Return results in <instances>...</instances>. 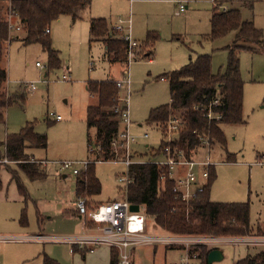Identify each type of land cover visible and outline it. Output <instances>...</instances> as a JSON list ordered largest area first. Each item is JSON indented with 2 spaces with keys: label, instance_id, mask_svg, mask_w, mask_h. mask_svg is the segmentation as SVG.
Instances as JSON below:
<instances>
[{
  "label": "rangeland",
  "instance_id": "rangeland-1",
  "mask_svg": "<svg viewBox=\"0 0 264 264\" xmlns=\"http://www.w3.org/2000/svg\"><path fill=\"white\" fill-rule=\"evenodd\" d=\"M175 1L187 2L185 13H176L179 5ZM224 9H239L245 21L254 23L264 33V0H92L90 13L77 20L64 15L50 26L52 48L61 60L59 67L50 66L49 54L43 44H26L22 35L16 40L11 34L14 40L5 46L2 59L9 80L5 92L9 96L17 91L26 92V100L7 110L6 124H0V141L8 134L20 133L31 122L36 132L48 138L46 150H33L37 159L78 163L92 159L90 150H96L95 130H91L89 143L85 111L90 103H96V99L87 93V84L108 80V77L122 80L123 66L126 67V63L110 67L104 57L103 43L91 41L90 19L94 17L106 18L111 27L123 20L126 28L130 26L132 38L139 43L135 50L136 61L129 66L132 81L128 102L132 121L129 132L137 142L131 144L130 151L145 154L147 145L159 148L163 133L147 123L150 109L170 103L169 84L162 82L159 76L180 70L200 54L212 56L215 73L224 71L229 58L227 46L232 43L233 34L214 41L207 37L214 12ZM7 18L5 9L0 7V19L5 21ZM149 34L157 35L152 61L143 59L151 49V45L144 42ZM38 62L43 69L36 66ZM68 70L69 81H62ZM240 70L245 83L243 120L246 123L224 125L226 146L213 145L211 159L215 163V180L211 198L221 203H250L251 224L257 228L264 222V164H256L264 158V53L242 50ZM32 83L36 85V91L29 89ZM120 92L121 96L127 97V90ZM58 116L61 121L55 120ZM146 133L150 135L149 139L144 138ZM206 154L207 150L203 151L200 158ZM134 159L144 161L139 156ZM5 166H11L19 173L16 163L0 156V169ZM43 167L48 168L47 179L32 181L21 174L26 195L19 192L17 183L11 182L9 173L4 172L0 192V264H43L45 254L62 264L73 263L68 241L79 236L83 227L80 216L74 214L78 175L65 171L64 176H57L55 166ZM78 168L81 172L85 170L83 165ZM125 171L126 167L120 162L97 163L96 173L103 190L95 201H88L89 206L117 198L119 189H123L117 178ZM88 225L92 227L90 223ZM158 230L148 220L146 233L150 237L169 236ZM257 239L260 238L219 246L224 258L213 264H237L248 253L255 255L264 249V245H260L264 242ZM200 243L169 245L153 241L137 247L135 264H184L186 250ZM165 246L183 250L167 251ZM191 264L200 262L193 260Z\"/></svg>",
  "mask_w": 264,
  "mask_h": 264
},
{
  "label": "trees",
  "instance_id": "trees-1",
  "mask_svg": "<svg viewBox=\"0 0 264 264\" xmlns=\"http://www.w3.org/2000/svg\"><path fill=\"white\" fill-rule=\"evenodd\" d=\"M91 0H0V7L6 14L12 16L14 23L21 28L19 40L28 43H41L49 54L50 66L59 67L61 60L58 52L52 48L50 26L64 15H70L74 20L91 9ZM7 18V19H8ZM7 19H0V110H6L13 104H24L26 92L17 91L9 96L5 92L8 82L7 70L2 65L5 46L13 38L10 36ZM112 28V27H111ZM105 18L90 19V34L92 42H101L105 46V59L109 62L126 63L128 61V42L120 33H112ZM236 33L233 46H228L229 58L224 71L214 73L212 56L198 55L195 61L185 65L180 70L166 73L169 82L171 101L168 104L152 108L149 111L147 123L164 124L169 116L176 112L185 122L179 138L173 147L183 151L189 157L200 146L202 139H209L211 146L220 143L226 146V138L221 131V124H243L244 81L240 70L238 51L247 46L238 43H250L264 46V33L255 27L254 23L245 21L240 10L214 12L211 19V32L208 38L212 41ZM157 35L149 34L147 45L154 48ZM151 55V52H150ZM87 90L96 99V103L88 107L86 125L89 143L91 130L94 129L95 144L98 152L93 163L76 178V193L79 198L87 201L97 197L102 192V183L96 173V164L102 160L109 162L120 158L122 141H119L120 118L115 111L122 108L120 91L114 80L89 81ZM219 99L220 104L214 106L213 112L221 118L208 120L207 107ZM196 106L200 109H196ZM2 115L0 114V118ZM116 142L117 146H113ZM6 158L15 162L30 180H42L48 174L41 162H31L27 148L43 149L48 147V138L36 132L34 123H27L20 133L8 135L6 139ZM164 144L161 143L160 153ZM8 169V168H7ZM9 170V169H8ZM133 183L128 187L127 199L145 213L148 220L162 233L174 237L191 238L202 243L188 250L190 259L197 256L200 264H208V255L218 246L233 240H246L253 237L264 238V222L256 229L251 224L250 203H221L211 199V189L215 180L212 170L209 182L195 199L183 201L174 192V182L168 177L161 181L167 172L155 164H134L129 169ZM1 173V172H0ZM12 181L18 185L19 192L25 195V188L18 173L10 171ZM3 187L0 174V191ZM212 244V245H210ZM210 245V246H209ZM170 249H183L167 246ZM43 264H60L47 254ZM110 264H119L118 251L113 249ZM237 264H264V249L254 256L237 262Z\"/></svg>",
  "mask_w": 264,
  "mask_h": 264
},
{
  "label": "built area",
  "instance_id": "built-area-1",
  "mask_svg": "<svg viewBox=\"0 0 264 264\" xmlns=\"http://www.w3.org/2000/svg\"><path fill=\"white\" fill-rule=\"evenodd\" d=\"M179 5V11L185 12L187 9L186 1H177ZM7 23L9 25L10 36L16 39L21 28L14 23L12 16H9ZM125 22L119 20L112 27V33H121L123 38L128 42V61L126 62V68L123 70L124 78L122 80H114L119 90H127V97L120 95V102L123 105L122 108L118 107L115 111L118 113L122 130L119 133V141H122V149L125 152V158L123 164L126 167V172L118 177V183L123 185V196L121 199L109 201L106 203L98 204L95 207H91L88 201L84 198L77 199L75 205L83 221V233L79 236H75L68 242L71 245H77L81 248L86 246H101L107 245L112 249L118 251L119 264H132V252L135 248L149 244L153 241H162L169 245L190 244L193 241L203 242V240L197 241L191 238H182L174 236H156L150 237L146 231L148 230V219L145 213L138 209L137 212L131 210L133 205L127 199L128 187L133 183V177L130 174V167L134 164H155L160 169H165L167 174L163 175L161 181L165 182L166 177L174 182V192L182 198L183 201H190L195 199L197 195L204 190V187L209 182L211 172L215 167V163L211 159L212 146L209 139H202V142L198 148H196L189 157H187L183 151L174 148L172 145L179 138L181 131L184 128L185 122L183 117L174 112L169 116V119L164 124H157L159 130L163 133V139L161 143L164 144L160 153L158 149H153L148 155V158L142 160H135L130 154L129 144L133 142V138L130 137L129 127L131 125V117L129 111V98L131 88V75L129 66L135 60V50L139 47L137 40L132 38L131 28L124 26ZM50 30H47L49 33ZM111 33V35H112ZM109 64V62H107ZM94 63L91 64L93 66ZM110 65V64H109ZM38 68L43 69L41 63H37ZM70 71H66L62 77V81H69ZM167 78H162L165 80ZM31 91L37 89L34 83L29 85ZM220 104V100L217 99L207 107L208 120L220 119L221 117L213 112V107ZM196 109L200 107L196 106ZM56 121H61L60 116L55 117ZM148 138V134L145 135ZM113 146H117L114 142ZM207 150V154L200 158L203 151ZM92 159L78 163L75 161H57L51 162L57 169L59 175L64 174L65 171H71L75 175H80L81 171L78 166L83 165L85 169L89 164L93 163L96 159V153L98 149L90 150ZM118 159H114L117 161ZM113 161V160H112ZM104 162L102 160L98 161ZM48 165V163H43ZM91 224L92 227H90ZM262 239V238H260ZM242 240H233L234 243ZM187 249V259L182 262L184 264H191V261L197 260V256L190 259ZM93 249L91 250V252Z\"/></svg>",
  "mask_w": 264,
  "mask_h": 264
},
{
  "label": "crops",
  "instance_id": "crops-1",
  "mask_svg": "<svg viewBox=\"0 0 264 264\" xmlns=\"http://www.w3.org/2000/svg\"><path fill=\"white\" fill-rule=\"evenodd\" d=\"M91 2H92V0H91ZM175 4H177V1H175ZM186 4H187V2H186ZM178 5V4H177ZM91 7H92V5H91ZM229 10H239V9H229ZM229 10H227V9H224V10H222V11H218V12H224V11H229ZM90 11H91V9H90ZM90 11L88 12V13H90ZM186 12V11H185ZM185 12H180L179 11V8H178V11L176 12L177 14H183V13H185ZM92 18H94V17H92ZM106 19V18H105ZM8 20V19H7ZM107 20V19H106ZM108 22V21H107ZM109 25V24H108ZM109 28H111V26L109 25ZM233 34V40H232V43L231 44H229L228 46H233L234 45V41H235V37H236V33H232ZM20 35V34H19ZM145 42V41H144ZM95 43H99V42H95ZM101 43V42H100ZM239 45H243V46H247V48H249V49H245V50H251V51H254L255 53H264V46H257V45H255V44H250V43H244V42H241V43H238ZM227 46V47H228ZM154 48H155V46H154ZM154 48L151 50L150 49V52H151V55H150V52L148 53V54H146V56L145 57H143V59L145 58H149L150 59V61H152V59H153V55H154ZM241 52L242 51H238V55H239V58H240V54H241ZM200 55H203V54H200ZM104 56H105V53H104ZM152 57V58H151ZM106 60V63L107 62H109V60L108 59H105ZM142 60V59H141ZM109 64H110V67L111 66H113L114 64L113 63H111V62H109ZM115 64H117V63H115ZM126 67H125V65L123 66V70L125 69ZM91 70H93L94 69V67H92V68H90ZM121 69H122V67H121ZM123 70H122V74H123ZM214 71V70H213ZM170 73V72H169ZM215 73V72H214ZM166 74V73H165ZM164 75V74H163ZM163 75H161V76H163ZM161 76H159V78L161 77ZM162 78H166V77H162ZM162 78H160V80L162 79ZM109 79H112V77H108V80ZM113 80H115V79H113ZM98 81H103V80H98ZM116 81V80H115ZM162 82H166V83H168L169 84V82H168V80L167 79H165V80H161ZM9 85V80H8V82L6 83V85ZM131 86H132V81H131ZM244 86H245V83H244ZM37 90V89H36ZM35 90V91H36ZM86 90H87V87H86ZM119 91H121V90H119ZM132 90H131V88H130V94L132 93L131 92ZM87 93H88V90H87ZM89 94V93H88ZM90 95V94H89ZM120 95H121V92H120ZM91 96V95H90ZM171 96V95H170ZM92 98H94L93 96H91ZM92 100V99H91ZM170 101H171V99H170ZM94 104V103H93ZM168 104V103H167ZM90 105H92V103H90L88 106H87V108H86V111H85V124H86V113H87V109H88V107L90 106ZM165 105V104H164ZM161 106V105H160ZM159 107V106H158ZM243 107H244V101H243ZM9 109V108H8ZM8 109H6V110H0V114L2 115V117L0 118V124H6V115H7V110ZM151 110V109H150ZM149 114V113H148ZM244 123H246V122H244ZM131 124H132V121H131ZM149 125H152V126H155L156 128H157V130H159V128H158V126H157V124H149ZM224 125H232V124H221L220 125V128H221V131L223 132V126ZM131 126V125H130ZM86 127H87V125H86ZM130 128V127H129ZM122 130V125H120V131ZM95 133H96V131H95ZM87 134H88V132H87ZM146 134H148V133H146ZM145 134V135H146ZM223 134H224V132H223ZM9 135V134H8ZM8 135L6 136V139H7V137H8ZM225 136V135H224ZM91 138V137H90ZM144 138L145 139H149L150 138V135L148 134V138H146L145 136H144ZM6 139L4 140V141H0V156H3V157H5V159H7L6 158V146H5V143H6ZM89 139V138H88ZM133 143H137L136 142V140L134 139L133 140V142H131L130 144H129V149H130V146H131V144H133ZM161 143V142H160ZM91 145V144H90ZM212 148H213V146H212ZM147 152L145 153V154H140V153H138L137 151H135L136 153H131V151H130V154H131V156L132 157H140V158H142V159H145L146 157L148 158V155L152 152V150L153 149H156V148H154L153 146H151V145H147ZM33 150H37V149H33V148H27V150H26V153H27V155L30 157V160L33 158V159H37L36 157H35V155L33 154ZM123 150V149H122ZM125 152H124V156L123 157H120L121 158V160H118V161H114L113 160V162H116V163H122L123 164V159L125 158ZM262 158V157H261ZM118 159V158H117ZM233 159V158H232ZM38 161H34V162H41V163H48V165L47 166H49V165H51V162H57V161H49V160H42V159H37ZM234 160V159H233ZM262 160L263 161H260V162H258V163H256V164H258V165H263L264 164V158H262ZM32 162V161H31ZM109 162H112V161H109ZM214 162V161H213ZM15 163V162H14ZM99 163H107V162H99ZM124 165V164H123ZM16 166L18 167V165L16 164ZM52 166H54V165H52ZM125 166V165H124ZM9 169V170H8ZM6 168V166H5V169H3V170H1L0 169V174H1V179H2V177L4 176V172H7V173H9V177L11 178V173H10V171H15V172H17L16 170H13L12 169V167L10 166L9 168ZM46 169V168H45ZM47 170V173H48V168L46 169ZM214 171H215V167H214V169H213ZM18 172L20 173H18V176H19V179L21 180V174H24L22 171H20V169H19V167H18ZM126 172V171H125ZM124 172V173H125ZM82 173V172H81ZM123 173H121L120 175H122ZM56 175L57 176H62L63 174H61V175H59L58 173H57V169H56ZM120 175H118V177L120 176ZM64 176V175H63ZM98 176V175H97ZM48 177V176H47ZM29 179V178H28ZM45 179H47V178H45ZM100 179V178H99ZM43 180V179H42ZM101 181V180H100ZM11 182H13L12 181V178H11ZM22 182V181H21ZM117 182H118V178H117ZM3 183V182H2ZM102 183V182H101ZM18 186V185H17ZM75 187H76V184H75ZM2 189H3V187H2ZM1 189V190H2ZM19 190V189H18ZM102 190H103V185H102ZM123 189L122 188H120L119 189V191H118V197L117 198H114L113 200H118V199H121L122 198V196H123V191H122ZM25 191H26V193H25V195L27 194V190L25 189ZM1 192V191H0ZM120 192V193H119ZM77 194V193H76ZM101 194H102V192H101ZM100 194V195H101ZM119 194H122V196L120 195V197H119ZM99 195V196H100ZM98 196V197H99ZM78 197V196H77ZM97 197H93L92 199H90L89 201H95V199H96ZM77 199H79V197L77 198ZM212 199V198H211ZM113 200H109V201H113ZM108 201V202H109ZM214 201V200H213ZM214 202H216V201H214ZM76 203V202H75ZM97 204H101V203H99V202H97ZM77 211V210H76ZM75 211V213L74 214H78V212H76ZM77 216H80L79 214L77 215ZM80 219H81V217H80ZM253 226V228L255 229L256 227H255V225H252ZM154 231H156V229H153ZM158 231H160V230H158ZM161 232V231H160ZM83 233V227H82V230H81V233H80V235ZM253 238H262V239H257V240H262V242H264V238L263 237H253ZM244 240V239H243ZM68 244L70 245V249H69V251H70V254H72L73 256H74V258H73V263L72 264H110V262H111V255H112V248L111 247H109V246H107V245H101V246H94V247H91V246H86V248H81L80 249V247L79 246H77V245H71L69 242H68ZM225 244H230V242H226ZM225 244H222V245H225ZM241 245H243V244H241ZM260 245H264V244H260ZM167 246H165V249L168 251V249L166 248ZM219 247V246H218ZM220 247H221V245H220ZM93 249V251L91 252V250ZM136 249L137 248H135L134 250H133V252H132V261H133V263L132 264H135V251H136ZM170 250H175V249H170ZM183 250V249H182ZM219 250H221V248H219ZM261 250H263V249H261ZM222 252H223V250H221ZM260 251V250H259ZM258 251V252H259ZM257 252V253H258ZM249 255H251V256H254V254H252V253H248V255L247 256H249ZM52 258V257H51ZM223 258H224V256H223ZM54 260H56V261H58L57 259H55V258H53ZM223 260V259H222ZM196 261H198V260H196ZM60 263V262H59ZM60 264H62V263H60Z\"/></svg>",
  "mask_w": 264,
  "mask_h": 264
},
{
  "label": "water",
  "instance_id": "water-1",
  "mask_svg": "<svg viewBox=\"0 0 264 264\" xmlns=\"http://www.w3.org/2000/svg\"><path fill=\"white\" fill-rule=\"evenodd\" d=\"M138 207L133 206L132 211L137 212ZM223 259V252L219 249L212 250L208 255V264H213L215 262L221 261Z\"/></svg>",
  "mask_w": 264,
  "mask_h": 264
}]
</instances>
